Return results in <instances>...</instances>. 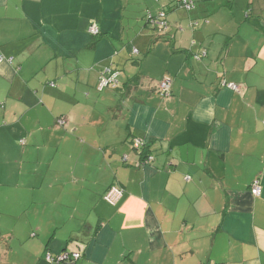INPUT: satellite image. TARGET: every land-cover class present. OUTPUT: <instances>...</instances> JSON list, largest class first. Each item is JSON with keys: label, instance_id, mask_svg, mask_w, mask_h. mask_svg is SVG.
<instances>
[{"label": "crops", "instance_id": "crops-1", "mask_svg": "<svg viewBox=\"0 0 264 264\" xmlns=\"http://www.w3.org/2000/svg\"><path fill=\"white\" fill-rule=\"evenodd\" d=\"M177 1L0 0V264H264V0Z\"/></svg>", "mask_w": 264, "mask_h": 264}, {"label": "built area", "instance_id": "built-area-1", "mask_svg": "<svg viewBox=\"0 0 264 264\" xmlns=\"http://www.w3.org/2000/svg\"><path fill=\"white\" fill-rule=\"evenodd\" d=\"M176 5L178 7L185 8L187 10L192 9L195 6V2L193 0H178L176 2ZM149 20H151L158 29L164 31L167 27V21H166V12L164 10H160L158 14L155 17L150 16ZM197 23H194L196 25ZM89 32L92 33L93 35H97L98 32V27L95 24H92L89 27ZM204 54V52H203ZM117 71L111 69V68H105V70L102 73V76L100 77V81L98 83V88L102 89L104 87H110V88H115L117 87ZM228 87H230L233 90H237L238 86L235 84H228ZM159 90L161 95L167 96L169 95V82L164 79L160 82L159 84ZM57 123L62 125L64 124V121L62 119H58ZM22 142V140H21ZM132 146L135 149L141 148L144 143L140 139H133L131 142ZM151 160L150 155H146L143 159L144 162H148ZM250 191L253 195H260L261 193V187L258 184V182L253 183V185L250 188ZM122 193V189L117 188V187H111L107 193L104 195V199L110 203H113ZM80 257V253L78 252H69V251H63L60 254L57 255H52L51 253L47 252L45 254V258L48 262L50 263H60L63 261H73L76 260Z\"/></svg>", "mask_w": 264, "mask_h": 264}, {"label": "trees", "instance_id": "trees-1", "mask_svg": "<svg viewBox=\"0 0 264 264\" xmlns=\"http://www.w3.org/2000/svg\"><path fill=\"white\" fill-rule=\"evenodd\" d=\"M98 32H99V29H98ZM98 35V34H97ZM1 106V105H0Z\"/></svg>", "mask_w": 264, "mask_h": 264}]
</instances>
